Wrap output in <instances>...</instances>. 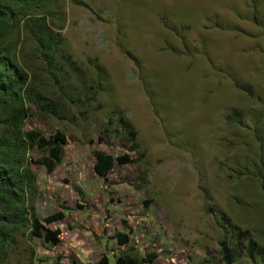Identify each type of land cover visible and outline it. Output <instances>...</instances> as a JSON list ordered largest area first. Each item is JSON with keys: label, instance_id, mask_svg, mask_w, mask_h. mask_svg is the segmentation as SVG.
<instances>
[{"label": "rangeland", "instance_id": "obj_1", "mask_svg": "<svg viewBox=\"0 0 264 264\" xmlns=\"http://www.w3.org/2000/svg\"><path fill=\"white\" fill-rule=\"evenodd\" d=\"M80 1L91 9L51 0L46 22L62 36L77 72L94 77L88 61L96 59L108 80L95 103L72 109L67 120L42 118L34 109L26 122V129L46 136L66 134L63 163L51 174L34 162L37 150L27 156L37 177L38 217L64 212L63 220L46 226L61 231L60 243L48 248L21 232L0 264L112 260L122 250L115 235L127 232L140 253H156L155 264H220L218 212L241 231H264L260 186L238 175L256 160L260 141L250 114H264V0L255 11L251 0ZM8 43L38 87L59 94L29 36L18 29ZM76 87L81 84L73 81ZM234 109L246 118L241 126L225 121ZM114 111L137 131L136 152L121 135L97 139ZM93 150L128 154L135 163L116 165L100 179ZM141 173L146 183L138 181Z\"/></svg>", "mask_w": 264, "mask_h": 264}, {"label": "trees", "instance_id": "obj_2", "mask_svg": "<svg viewBox=\"0 0 264 264\" xmlns=\"http://www.w3.org/2000/svg\"><path fill=\"white\" fill-rule=\"evenodd\" d=\"M257 2L258 0L250 2L254 11ZM74 4L91 9L80 0H74ZM50 5L51 0H0V262L6 261L9 248L21 232H25L30 241L41 239L48 248L60 243L61 231L50 230L46 226L63 220L64 212L44 219L38 217L35 205L37 177L27 156L29 152L37 150L39 158L34 162L47 174H51L63 163L66 134L57 130L46 136L39 129L28 130L27 119L35 109L42 118L52 116L58 120H67L72 109L89 108L95 103L102 82L108 80L105 70L96 59L88 61L94 69V77L90 79L80 74V71L77 72L76 63L64 51L62 36L48 27L46 21L50 16ZM253 20L256 25L261 23L256 14H253ZM18 29H22L31 39L34 56L59 94L47 93L38 87L35 73L28 70L14 51L13 44L8 43ZM133 60L137 62L136 59ZM73 81L80 82L81 87L72 88ZM238 87L248 89V86ZM96 105L97 109L102 107L99 103ZM263 117L262 113L250 114L255 126L254 136L260 139L257 158L252 159L249 166L239 170L238 175L257 182L264 198V136H257V127L261 126ZM71 119L74 120V117L71 116ZM225 121L230 125L241 126L246 118L241 111L234 109L225 116ZM114 124L117 125V130L112 132L111 126ZM262 130L260 127V131ZM113 135H121L122 138H119L123 143H127L128 147L132 146L129 148L131 152H136L139 148L137 131L122 111H114L108 116L107 125L97 139L101 142ZM92 156L93 173L100 179L106 178L116 165L135 163L128 154L114 158L102 150H93ZM138 181L146 183V174L141 173ZM148 203L149 201L145 202L146 205ZM218 213L216 223L222 232L218 240L220 264H237L243 260L248 264H264V231L256 235L250 231H241L222 213ZM123 227L128 231L125 222ZM115 239L122 250L113 255L114 264H155L156 253L149 250L140 253L129 244L128 232L117 233ZM110 263L111 259L102 255L95 264ZM72 264L79 263L72 261Z\"/></svg>", "mask_w": 264, "mask_h": 264}, {"label": "crops", "instance_id": "obj_3", "mask_svg": "<svg viewBox=\"0 0 264 264\" xmlns=\"http://www.w3.org/2000/svg\"><path fill=\"white\" fill-rule=\"evenodd\" d=\"M54 171H55V170H54ZM54 171H53V172H54ZM99 258H100V257H99ZM109 259H110V257H109ZM98 260H99V259H98ZM98 260H97V261H98ZM112 260H113V259H112ZM112 260H111V261H112Z\"/></svg>", "mask_w": 264, "mask_h": 264}]
</instances>
